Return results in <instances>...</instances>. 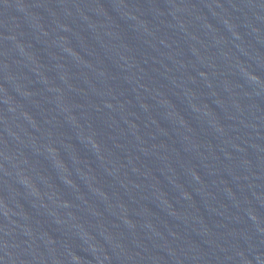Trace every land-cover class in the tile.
<instances>
[{"label": "water", "instance_id": "water-1", "mask_svg": "<svg viewBox=\"0 0 264 264\" xmlns=\"http://www.w3.org/2000/svg\"><path fill=\"white\" fill-rule=\"evenodd\" d=\"M0 264H264V0H0Z\"/></svg>", "mask_w": 264, "mask_h": 264}]
</instances>
